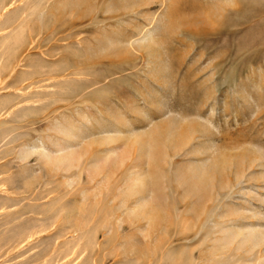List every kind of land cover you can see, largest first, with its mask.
<instances>
[{
    "label": "rangeland",
    "instance_id": "rangeland-1",
    "mask_svg": "<svg viewBox=\"0 0 264 264\" xmlns=\"http://www.w3.org/2000/svg\"><path fill=\"white\" fill-rule=\"evenodd\" d=\"M134 1L0 0V264H264V0ZM172 124L190 141L153 163L136 135ZM65 145L87 151L68 171Z\"/></svg>",
    "mask_w": 264,
    "mask_h": 264
},
{
    "label": "bare ground",
    "instance_id": "bare-ground-1",
    "mask_svg": "<svg viewBox=\"0 0 264 264\" xmlns=\"http://www.w3.org/2000/svg\"><path fill=\"white\" fill-rule=\"evenodd\" d=\"M150 1H151V3H154V1H156V0H150ZM150 1L148 0L147 2L142 3V4H139L140 2L139 3H136L134 1L133 5L131 7L132 8L139 7V6L141 7V6H144V5H148L149 6L151 4V3H149ZM157 1L159 3H161L163 6H164V4L167 3L166 0H157ZM124 8H126V7H124ZM129 9H131V8H129ZM124 10H126V9H124ZM132 10H136V9L134 8ZM127 11H129V10H127ZM181 15L182 14H180V16H176V17H181ZM170 17L174 18L172 13L170 14ZM174 19L173 20L176 22V19L177 18H174ZM157 20L156 21H153V22H156L157 23ZM153 22L151 23V25L153 24ZM169 24H170L169 27L171 29V25L172 24L174 25L175 23H172V24L169 23ZM153 28H154V26H153ZM170 29H168V30H170ZM171 30H173V27H172ZM146 32H148V31H146ZM146 36H147V34L146 35L144 34L142 36V38H140V39L133 40V41L128 40V45H129V47H131V50L135 49V44L138 45V46L139 45H142L144 47L145 46L148 47L150 43L146 44V38H148L149 36L148 37H146ZM125 43H127V42H125ZM153 45H155V43H153ZM154 50H155V48H154ZM123 53L120 52L121 55H123ZM151 54L153 55L152 58H154L156 56V53H153L152 52ZM154 54H155V56H154ZM121 117L122 116H120L119 118H117V120L120 122V124L122 122V121H120V120H122ZM192 127H193L192 125L182 126V125H176V124L167 125V126H159L156 130H154L152 132V134L150 135L151 138L149 140H145L142 136L136 135V139L134 140V143L138 147H140V148H144L146 146L149 147L150 150H151L150 151V154H149L150 155V159L153 161V163H156V162H158V160L160 159V156L163 153L162 152V149H163V147H165L166 142H169L167 140H164V137H167V139L170 138V143H171L172 146L180 148V147L186 145L190 141L191 133H192V130H193ZM118 132H119L118 130H112V133H115L116 134ZM66 135H68V133ZM134 143H132L133 146H134ZM132 144H131V146H132ZM58 153H59V155H58V158L55 159V162L57 163L58 167L60 166L59 168H62V169L64 168V169H67V171H68V170H72L71 168L75 167L78 163H80L81 159L83 158L84 154L87 153V151L86 152L85 151L84 152H80V151L77 152L73 147L65 145V146H60L58 148ZM114 154H115V151H113V152L110 151L109 153H107L105 155V159L103 161L105 162L110 155H114ZM163 155H165V154H163ZM100 162H101V160H99V161L97 160V162L95 163V165L93 167V168H95V170L98 168V164ZM191 170L192 171H195V173L193 175V178H194V180L192 182L193 184L191 186L193 188V190L195 188L201 189V188L209 185V182L212 179V177H214V175L216 174V172L219 171L217 167H215V168H209V169H205V168L204 169L193 168ZM179 177H180V179H184L185 178L183 174L182 175L180 174ZM145 179H143L140 174L139 175L137 173L133 174V178L131 179V185L127 187L128 188V190H127V197H126L127 199L125 201L128 202L134 196H137V195L140 194L141 198L139 200H137L136 203H135L136 205L133 208L130 209L129 215L134 216V219L135 220L138 219V221L139 220L140 221H143V220L149 221L150 222V225H151V222L154 221L156 218H158V214L163 211V210L161 211V208L160 207H161V203L163 202V197L164 196H162V194H157L159 188H158V186L154 182L153 183H149V181H146ZM211 181H213V180H211ZM198 189H195V190L198 191ZM150 193H155V197H153V198L150 199L149 198V194ZM155 203H156V205H155ZM154 225H155V223H154ZM154 225H152V226H154ZM240 234H242V233H240ZM249 242L250 243L252 242L253 245H254V247H261L262 244L264 245V231L263 232L262 231L261 232H257V233L256 232L251 233L246 238V240L244 239V244L249 243Z\"/></svg>",
    "mask_w": 264,
    "mask_h": 264
}]
</instances>
